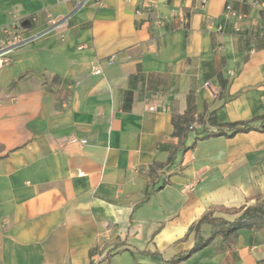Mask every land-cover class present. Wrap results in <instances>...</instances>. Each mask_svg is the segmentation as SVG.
<instances>
[{
  "label": "crops",
  "instance_id": "obj_1",
  "mask_svg": "<svg viewBox=\"0 0 264 264\" xmlns=\"http://www.w3.org/2000/svg\"><path fill=\"white\" fill-rule=\"evenodd\" d=\"M98 1L0 0L24 39L0 68V264H174L205 212L264 202V8ZM190 93L194 146L170 164ZM234 122L254 129L201 138ZM176 264H264V228Z\"/></svg>",
  "mask_w": 264,
  "mask_h": 264
},
{
  "label": "trees",
  "instance_id": "obj_2",
  "mask_svg": "<svg viewBox=\"0 0 264 264\" xmlns=\"http://www.w3.org/2000/svg\"><path fill=\"white\" fill-rule=\"evenodd\" d=\"M229 9L233 10L230 5L227 6V10ZM187 102H189V105L185 113L183 115L173 116L174 131L180 139V146L176 147L172 151V154L169 158L170 164H172L175 160L176 153L178 151H185L187 148L194 146V144H192V146L184 145L188 133L192 129L191 126L194 121L193 114L195 112V105L193 102L192 93L188 95ZM211 121L212 123H215V119H212ZM220 126L226 128L227 130L218 128L214 131H208L201 138L206 139L219 135L232 136L238 132L254 129V126H251L247 122H234L228 124H221ZM155 166H158V164L155 163ZM167 182L168 180H165L162 185ZM218 210L225 213H239L240 215L231 221L221 216L215 217L213 215V210L205 212L203 214V217L191 227V230L195 231V245L190 248V250L177 254L176 257L172 260L174 264L186 260L190 257L191 254L204 249V247L206 246H209L218 237H220L224 243L232 244L238 238L241 230H245L246 228L260 230L264 228V202L259 203L257 205L245 206V208L243 207L237 210H229L224 206H220ZM203 223H208L210 225L211 232L208 236H205L202 233L201 225Z\"/></svg>",
  "mask_w": 264,
  "mask_h": 264
},
{
  "label": "built area",
  "instance_id": "obj_3",
  "mask_svg": "<svg viewBox=\"0 0 264 264\" xmlns=\"http://www.w3.org/2000/svg\"><path fill=\"white\" fill-rule=\"evenodd\" d=\"M79 1L81 4L87 1H91V0H77ZM255 5L260 6L262 8H264V0H254ZM99 3H101V0L98 1ZM226 16L228 17H236V18H242V15H238L234 10H227V14ZM184 21H188V18L184 16ZM48 22L50 24V26L55 27V28H60L63 29L64 27H66V21L64 19H59L55 16H52L51 14L48 15ZM20 28H21V24L18 22H12L11 24L5 25L3 27H0V68L3 67L4 64H7L10 62V57H9V53L11 50H13V48L19 47L24 43V39L20 34ZM222 28L219 27L218 30H221ZM238 30V29H237ZM239 31V30H238ZM261 39L264 41V30L261 32L260 34ZM113 57L110 58L107 61L108 65H113ZM92 71L95 75H99L103 73V67L102 64L98 63L97 65H94L92 68ZM151 110H155L156 106H153L150 108ZM191 128L193 129L194 127L191 126ZM87 139L85 138H79L75 135H73V137H70L69 142L70 143H80L82 145L87 144ZM198 182V180H196V182H191L188 185H185L183 187V191L185 193H188L192 190H194V186L195 184Z\"/></svg>",
  "mask_w": 264,
  "mask_h": 264
}]
</instances>
